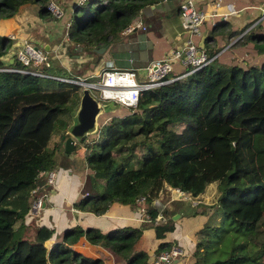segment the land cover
<instances>
[{
  "label": "trees",
  "instance_id": "16d2710c",
  "mask_svg": "<svg viewBox=\"0 0 264 264\" xmlns=\"http://www.w3.org/2000/svg\"><path fill=\"white\" fill-rule=\"evenodd\" d=\"M48 1L0 0V20L12 18L24 4L35 6L39 18H50ZM160 1L77 4L67 28L69 43L89 51L108 45L142 9ZM253 21L234 43L250 38L254 47L264 46V35L254 32L259 22L250 26ZM218 33L225 35L226 43L239 35L224 33L223 28ZM215 42L214 37L207 38L204 46L213 47ZM10 44V38L0 36V264H101L71 249L81 236L109 249L123 264H152L147 263L146 252L133 249L141 236L139 227L107 232L72 227L51 246L45 244L50 230L39 228L33 240L27 237L26 202L29 197L37 199L41 176L56 168L62 136L66 137L55 123L75 110L81 91L77 85L47 77L46 70L60 71V66L45 53L48 67L32 68L43 76L10 71L25 70L14 54L11 63L3 62ZM219 50L205 51L209 61L203 67L141 92L135 108L124 116L98 124L96 134L103 139L85 142L84 137L74 143V150L82 145L78 150L90 182L101 191L81 197L73 208L100 216L112 203L134 209L141 200L160 239L171 226L159 216L170 223L173 212L151 205L162 195L169 198L163 186L192 199L214 182L220 191L216 206L221 223L197 232L192 264H264V59L248 67L225 66L214 56ZM49 80L57 82V88L49 87ZM227 230L237 232L242 241L220 257L222 232ZM168 248L169 243H160L154 255Z\"/></svg>",
  "mask_w": 264,
  "mask_h": 264
},
{
  "label": "crops",
  "instance_id": "0c3cea01",
  "mask_svg": "<svg viewBox=\"0 0 264 264\" xmlns=\"http://www.w3.org/2000/svg\"><path fill=\"white\" fill-rule=\"evenodd\" d=\"M55 1L61 12V17L59 19L39 18L35 6L24 4L17 9V12L12 17L15 19L14 21L11 18L12 22L0 20V29L3 30V32L0 31V36H6L11 39L10 48L3 62L7 61L11 63L13 61L12 54L21 50L24 44H29L47 54L53 61H56L60 67L66 70L69 77L84 78L85 75L80 71L79 66L82 63L86 65L88 63L87 60L90 58L81 47L66 42L64 39V26L69 23L74 7L78 4L79 0ZM192 1L197 11H207V13H204L208 16L207 18H211L213 14L223 16L229 12V9H232L234 14L226 16L225 18L222 17L220 23L217 24V27L222 24L220 28H223L224 33L236 31L239 34L241 29L251 21L254 20L250 26L264 19L262 18L264 14L260 10V8L264 6V0H226L225 2L224 0ZM217 2V7L220 9L219 14L216 13L215 10H213L215 12L212 14H208L212 8V4H216ZM223 4L226 5V8ZM138 21L141 22L140 27L134 28L133 31L128 34L120 33L116 41L113 40L110 44L106 45L98 62L87 67V69H90L85 72V74H89L88 78H92L108 65L115 69H137V75L142 78L144 67L150 62L160 58H152V52L155 50L156 46L162 47L168 44V49H172L181 43L180 37H178L180 28L175 2H160L153 6L150 15L145 16L144 12L139 13L131 23ZM211 24H214L212 19ZM138 29H140V33L137 32ZM148 31L152 35L151 38L144 34V32ZM211 33L212 32L205 31L197 47H201L207 53H212L214 48H219L220 50L214 54V56L218 55L220 59L227 48L232 51L234 46L239 45L234 42L244 32L229 40L227 43L225 41V35L219 34L215 36ZM211 37L215 38V45L211 47V45L208 44L205 47L204 40L207 38L210 39ZM208 43H211L210 40H208ZM147 50H149L148 54H144ZM92 52L94 53V50ZM105 53H109V57L119 58L123 65L118 66L114 60L110 59L108 56H104ZM120 53H124L125 55L119 57L118 55H122ZM95 58L96 54L93 59ZM99 62H103V64L100 68H97L99 71H95ZM140 78L138 79L140 80ZM62 133L64 134L65 131ZM86 141L85 139V142ZM79 148H82V145H80ZM75 151L76 150H73L71 152L70 159H68L62 151L59 153L64 157L66 156L68 160H72L73 166L70 167V165H67V167H65L66 165L59 160V167L53 170L54 176L51 185L46 183L44 176H41L43 186L39 187L41 192L39 195H36L38 196L37 198L41 200V207L35 212L29 210L28 216H32L33 221H31L29 217L30 234H27L29 229L25 232L30 240H33L36 230L39 228L51 231V236L45 241L47 246H51L54 242L61 240L64 231L72 227H79L81 230L96 228L100 232H107L112 229L128 226L139 227V229L142 228L141 236L138 242L133 246V249L144 251L146 254L149 251L152 253L154 259L156 257L154 255L156 247L160 243L166 242L169 243L168 249L174 247L180 252L176 258L172 259L170 264H192L193 259L191 255L197 232L200 230L203 232L208 227H212L215 222L213 219L214 214L211 209L199 204L196 206L191 205L187 201H181L177 198L175 193L171 191L173 189L163 186L169 191V198L166 194L162 195L160 201H152L151 205L157 210L164 208L168 211L173 210V212L168 217L171 219L170 223L169 219L159 216L160 220L165 222L166 225L171 226V230L164 232L160 239L154 234L153 224L145 213V208L142 206L141 200L137 202L134 209H130L126 205L112 203L108 210L100 216L78 211L73 208V204L78 198L84 197L87 194H96L101 190V187L97 189L91 184V174L87 171L85 161L83 157H81V153L75 154ZM58 170L60 171L58 172ZM67 170H69V174ZM207 187L208 185L203 193L200 194L201 196L207 194L205 192L206 189H209ZM197 198L198 196L196 199ZM31 202L32 198L27 200V207L31 206ZM174 216L177 217L173 218ZM70 247L86 258L98 259L101 264H123L121 259L114 255L109 249L101 245H91L83 236L79 237Z\"/></svg>",
  "mask_w": 264,
  "mask_h": 264
},
{
  "label": "built area",
  "instance_id": "2783aa9c",
  "mask_svg": "<svg viewBox=\"0 0 264 264\" xmlns=\"http://www.w3.org/2000/svg\"><path fill=\"white\" fill-rule=\"evenodd\" d=\"M85 0H79L78 4H82ZM160 2H175L177 6L178 20L180 24V32L178 37H180L181 43L170 49L168 54L163 58L156 61L150 62L143 69V76L140 78L137 75V71L133 69H115L109 65L98 72V74L93 77L97 80L95 82H87L85 78L75 77L73 79L59 80L65 83L78 85L81 89L88 90L89 94L99 103L106 104L111 102L112 104L123 106L127 109L135 108L137 104L138 97L141 92L157 87L168 81L178 79L187 75L188 73L203 67L209 59L205 54V50L201 47H195L190 36L200 35L198 32V27L202 24V21L207 15L196 10L194 2L192 0H161ZM159 2V3H160ZM264 5V4H263ZM154 6V5H153ZM153 6H149L142 9L140 13L144 12L145 16L150 15L153 10ZM218 6V2L215 4ZM262 8V7H261ZM263 12V8L261 9ZM46 9L50 14V18L59 19L61 17V12L55 0H49L46 5ZM234 11L229 9L227 14L222 17L233 15ZM263 18V16H262ZM69 23H67L64 31V39L68 42L67 28ZM141 22L130 23L121 34H128L133 31L134 28L140 27ZM14 58L25 68V70H10L17 71L19 73L31 74L34 76H42L33 67H37L44 64L48 67L49 63L46 56L42 51L34 49L33 46L29 44H24L21 50L13 53ZM179 61L183 66L186 67V73H182L179 76L171 75L170 63L172 61ZM189 68V69H188ZM188 69V71H187ZM140 78V80L138 79ZM43 176L46 179L47 184H52V179L54 172H45ZM175 193L178 199H188V196L183 194L178 189L171 190ZM41 207V200L37 198L31 202L30 211L35 212ZM180 252L176 248H170L167 251L158 254L152 261V264H170L173 258H176Z\"/></svg>",
  "mask_w": 264,
  "mask_h": 264
},
{
  "label": "rangeland",
  "instance_id": "374dc122",
  "mask_svg": "<svg viewBox=\"0 0 264 264\" xmlns=\"http://www.w3.org/2000/svg\"><path fill=\"white\" fill-rule=\"evenodd\" d=\"M86 1V0H85ZM226 0H224L225 2ZM84 3V2H83ZM222 6V4H221ZM223 6L226 8V5L223 4ZM215 10L216 13L219 14L220 12V9L219 7H216L215 4H212V8L211 10L208 12V14H212L213 11ZM248 12V10H247ZM202 13H207V11H202ZM80 15V14H78ZM13 19V18H11ZM11 19H7L8 21H11ZM211 19L214 21V24H211ZM15 19H13L14 21ZM222 20V16H219V15H216V14H213L211 18H207L205 17L204 20L202 21V24L198 27V32L200 35H192L190 36V40L192 42V44L197 47L198 46V43H199V40L202 38V35L204 34L205 31H209L211 32L212 28L214 25L216 24H219V22ZM12 22V21H11ZM140 29H138V33H140L139 31ZM1 32H3V30L0 29ZM222 31V28L219 27H216V29L212 32L213 35L215 36H218L219 33ZM254 32L255 33H259V34H263L264 35V19L263 20H259V24L258 26L254 29ZM145 35H147L149 38H151V33L148 31V32H144ZM248 37H251L252 34H248L247 35ZM247 36L245 37V39H247ZM69 42V41H68ZM223 45V43H222ZM255 46V43L250 39L248 38V40L246 41V43H243V44H239L238 46H234L232 48V51L231 49L227 48L225 50V52L222 54L221 58L219 59L220 63L222 65H225V66H231V65H237L239 64L240 66L242 67H248L250 65H258L260 63V61L262 62L263 59H264V50L262 48H264V46L262 44H260L261 47H254ZM82 50L85 51V53L88 55V57L90 59L87 60V64L84 65V63L80 64L79 68H80V71L83 73L84 78L87 80V82H95L97 79L92 77V78H88V75L85 74L86 71H89L90 69L87 67H89V65H93L94 62H95V59H93L95 57V54L92 52V51H88V50H85L84 48H81ZM133 49V48H131ZM167 49V50H166ZM170 49H168V44H165L164 46L162 47H158L156 46L155 50L152 52V58L156 59V58H159V59H163L167 54H168V51ZM149 50H147L146 52H144V54H148ZM234 52V53H233ZM122 55H118L119 57H123L125 54L124 53H120ZM109 53H105L104 56H108ZM112 55V54H110ZM228 56V57H227ZM109 57V56H108ZM110 59L114 60L118 66H122L123 64L120 62V59L119 58H112V57H109ZM157 59V60H159ZM51 64V62H50ZM103 64V62H99L97 67H96V70L95 71H99V69H97L98 67L100 68V66ZM127 64V63H125ZM124 64V65H125ZM127 69V68H125ZM130 69V68H128ZM133 70H137V69H134V68H131ZM186 67L183 66L179 61H172L170 63V72L169 74L171 75H176V76H179L180 74H182L184 71H185ZM46 74L48 75L47 77H49V79H52L53 77H56L58 78L59 80H64V79H73L75 77H69V75L67 74L66 70L62 67H60V71H54L53 69H50V70H46ZM43 76V75H42ZM54 80V79H52ZM52 80H49L47 81L49 83V87H51L52 89H55L57 88V82L55 81H52ZM78 86V85H77ZM79 87V86H78ZM80 91H81V88H80ZM115 105V104H113ZM118 106V105H117ZM72 112V111H71ZM129 112V110L123 106H118L117 109L113 110L112 112H108V113H104V114H101L98 118H97V124H103L104 121H108L110 120L111 118H115V117H122L124 116L125 114H127ZM70 120L69 116L67 117L66 115H63V116H60V119L57 120V122L55 123V126L57 129H59V132L62 131H66V128L68 126V121ZM55 137V135H53L52 137V140L53 138ZM98 138L99 139H103V137L98 134L96 135H89V136H86V142H88L89 140H91L92 138ZM77 153H80L78 149H76L75 151V154ZM71 158V157H70ZM68 158V159H70ZM56 167H59V164H58V161L60 160L62 163H64L67 167V165L70 167H72V160H68L67 157L65 156H57L56 158ZM83 178L85 179V177L83 176ZM206 188V187H205ZM209 189H206V195L205 196H201L199 195L198 198H194V199H182L184 201H187L189 202L191 205H202V206H205L206 208H209L212 210V213L214 214V223H213V226H219V224L221 223V219H222V215L220 216L218 210H217V199L219 197V193L220 191L218 192L217 190V184L216 183H210L208 184V187ZM101 191V190H100ZM99 191V193H100ZM81 197L78 198V200L80 199ZM30 199V197H29ZM201 207V206H200ZM214 210V211H213ZM37 211V210H36ZM159 211V210H158ZM31 218V221H33V218L32 216H29ZM31 224V223H30ZM212 226V227H213ZM27 234L29 235L30 234V229L27 231ZM28 237V236H27ZM242 241V237L238 235L237 232H233L232 230L231 231H223L222 232V236H221V252H220V257H223L225 255V253L227 252V250L230 249L231 246H235V245H238L240 242ZM213 259V256L211 257V260Z\"/></svg>",
  "mask_w": 264,
  "mask_h": 264
},
{
  "label": "water",
  "instance_id": "95a60500",
  "mask_svg": "<svg viewBox=\"0 0 264 264\" xmlns=\"http://www.w3.org/2000/svg\"><path fill=\"white\" fill-rule=\"evenodd\" d=\"M264 14V8H263ZM264 18V15H263ZM116 41V38L113 39ZM106 45L101 46L94 50L96 54L95 62L100 59L101 54L104 52ZM36 50L37 48L34 47ZM12 61V60H11ZM117 105H113L111 102L106 104H99L86 89H81V95L78 100L77 107L74 111L69 113L70 123L66 128L65 136H62V142L59 148V153L62 151L71 157V152L74 150V143L78 142L82 138L95 135L98 132L97 118L104 113L112 112L117 109ZM177 216H174L175 218ZM147 263L153 261L151 252H147Z\"/></svg>",
  "mask_w": 264,
  "mask_h": 264
},
{
  "label": "flooded vegetation",
  "instance_id": "af4514ba",
  "mask_svg": "<svg viewBox=\"0 0 264 264\" xmlns=\"http://www.w3.org/2000/svg\"><path fill=\"white\" fill-rule=\"evenodd\" d=\"M152 263V262H151Z\"/></svg>",
  "mask_w": 264,
  "mask_h": 264
}]
</instances>
